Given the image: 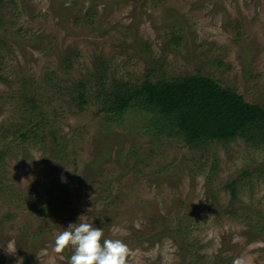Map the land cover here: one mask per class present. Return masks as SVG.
Listing matches in <instances>:
<instances>
[{
    "label": "rangeland",
    "instance_id": "obj_1",
    "mask_svg": "<svg viewBox=\"0 0 264 264\" xmlns=\"http://www.w3.org/2000/svg\"><path fill=\"white\" fill-rule=\"evenodd\" d=\"M105 3L0 0L18 33H0V264H68L55 238L76 222L123 240L128 264H264V143L187 144L135 104L101 110L122 86L192 74L264 108V0Z\"/></svg>",
    "mask_w": 264,
    "mask_h": 264
},
{
    "label": "trees",
    "instance_id": "obj_2",
    "mask_svg": "<svg viewBox=\"0 0 264 264\" xmlns=\"http://www.w3.org/2000/svg\"><path fill=\"white\" fill-rule=\"evenodd\" d=\"M105 1L110 2L103 0V3ZM4 32L17 41V32L4 30L0 26V33ZM59 59L62 74L71 75L73 72L71 57L62 54ZM73 80L75 83L71 94L72 100L79 109H83V105L86 106L88 103L87 83L75 78ZM112 96L113 104H102V111L123 112L135 104L144 115H152L148 118L147 130L153 126L160 133L176 130L174 134L182 137L187 144L223 142L235 138H244L250 145L257 147L264 143V108L245 101L241 94L222 88L208 76L192 74L158 82L146 80L133 91L122 86L112 92ZM26 101L29 102L30 108H36L33 100L26 98ZM227 187L234 197L235 182L231 181ZM45 202L46 198L40 194L35 198L34 204L42 209ZM169 232L171 237L177 240L175 235L178 232L172 230Z\"/></svg>",
    "mask_w": 264,
    "mask_h": 264
},
{
    "label": "clouds",
    "instance_id": "obj_3",
    "mask_svg": "<svg viewBox=\"0 0 264 264\" xmlns=\"http://www.w3.org/2000/svg\"><path fill=\"white\" fill-rule=\"evenodd\" d=\"M55 238V252L72 249L68 264H128L131 250L121 239H104L103 228L92 223H71ZM17 247L10 243L6 254L15 255ZM16 264H23V257ZM234 264H240L235 261Z\"/></svg>",
    "mask_w": 264,
    "mask_h": 264
}]
</instances>
